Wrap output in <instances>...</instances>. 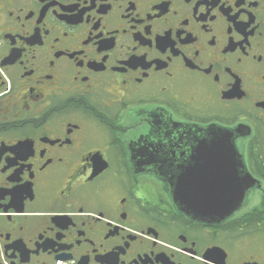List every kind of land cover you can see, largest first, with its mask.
Here are the masks:
<instances>
[{"label": "flooded vegetation", "instance_id": "obj_1", "mask_svg": "<svg viewBox=\"0 0 264 264\" xmlns=\"http://www.w3.org/2000/svg\"><path fill=\"white\" fill-rule=\"evenodd\" d=\"M0 264H264V0H0Z\"/></svg>", "mask_w": 264, "mask_h": 264}, {"label": "water", "instance_id": "obj_2", "mask_svg": "<svg viewBox=\"0 0 264 264\" xmlns=\"http://www.w3.org/2000/svg\"><path fill=\"white\" fill-rule=\"evenodd\" d=\"M222 134L226 137H229V136H233L235 135V131H234V128H226V129H222ZM186 209V207H185Z\"/></svg>", "mask_w": 264, "mask_h": 264}]
</instances>
